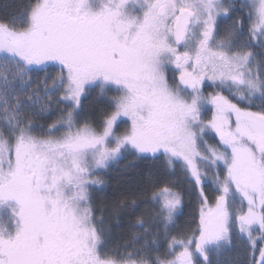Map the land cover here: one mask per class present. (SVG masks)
Returning a JSON list of instances; mask_svg holds the SVG:
<instances>
[{
	"label": "snow or ice",
	"instance_id": "obj_1",
	"mask_svg": "<svg viewBox=\"0 0 264 264\" xmlns=\"http://www.w3.org/2000/svg\"><path fill=\"white\" fill-rule=\"evenodd\" d=\"M0 264H264V0L0 2Z\"/></svg>",
	"mask_w": 264,
	"mask_h": 264
},
{
	"label": "trees",
	"instance_id": "obj_2",
	"mask_svg": "<svg viewBox=\"0 0 264 264\" xmlns=\"http://www.w3.org/2000/svg\"><path fill=\"white\" fill-rule=\"evenodd\" d=\"M0 2H3V0H0Z\"/></svg>",
	"mask_w": 264,
	"mask_h": 264
}]
</instances>
